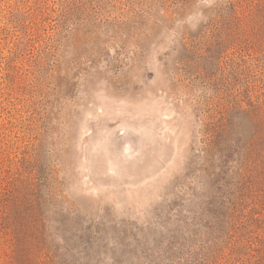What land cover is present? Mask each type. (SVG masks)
I'll return each instance as SVG.
<instances>
[{
	"label": "rangeland",
	"instance_id": "374dc122",
	"mask_svg": "<svg viewBox=\"0 0 264 264\" xmlns=\"http://www.w3.org/2000/svg\"><path fill=\"white\" fill-rule=\"evenodd\" d=\"M0 264H264V0H0Z\"/></svg>",
	"mask_w": 264,
	"mask_h": 264
}]
</instances>
